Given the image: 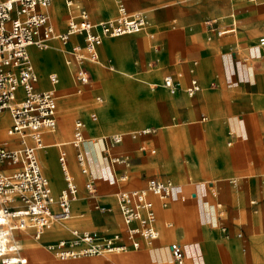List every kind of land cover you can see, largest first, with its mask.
Segmentation results:
<instances>
[{
    "label": "crops",
    "instance_id": "crops-1",
    "mask_svg": "<svg viewBox=\"0 0 264 264\" xmlns=\"http://www.w3.org/2000/svg\"><path fill=\"white\" fill-rule=\"evenodd\" d=\"M56 1L64 3L65 9L67 6L61 25L56 26L49 18L56 32L65 31L69 20L78 19L82 10L91 22H98L116 17L121 6L128 13L144 14L148 25L138 32L104 37L97 47V61L84 63L89 75L86 83L76 78L77 64L69 54L73 45H83L82 35L72 34L66 42L52 38L46 48L28 46L29 59L30 49L37 56V64L30 59L37 90L53 89L56 106L59 83V91L65 93L59 102L73 103L82 91L90 93L99 104V115L95 114V120L94 113L83 119L80 111H71L67 115L72 125L68 131L63 115L55 113V129L42 134L43 145L45 140L51 141L48 144L56 161V169L50 168L56 183L51 192L56 198L65 187L58 160L65 151L67 169L77 187L75 198L82 200L74 208L80 221L56 238L43 239L42 233L36 238L31 230L17 232L20 253L27 264H174L171 243L181 245L180 264H264V234L243 238L238 224L245 217L248 221L255 217L246 216L243 198L255 215L261 209L258 201L262 200L264 207V45L258 43L264 34V0ZM53 43L64 46L58 49L61 53L53 50ZM123 68L130 75H123ZM51 73L57 76L55 87L49 80ZM166 75L177 83L175 92L164 86ZM94 76L111 88L128 78L136 88L134 102L124 96L115 98L110 87L92 92ZM40 78L44 79L42 86ZM145 80L152 83L148 85ZM192 80L199 90L188 95L186 88ZM3 112L10 118L8 110ZM100 113H107L113 124L102 129L96 143L98 157L93 160L85 139L100 124L98 119L102 121ZM77 120L85 124V138L74 148L70 140ZM10 123L11 118L7 127ZM146 128L151 131L130 136ZM46 133H51V139L44 137ZM113 134H123L122 141L109 144L107 138ZM0 144L16 147L18 137L6 133ZM78 150L88 160L93 194L85 189L86 176L75 157ZM112 157L124 158L125 162H112ZM37 159L39 162L38 154ZM18 167L0 162L3 172ZM116 174L125 179H117ZM150 178L172 183L166 204L158 196L148 195L158 231L151 244L138 238V248L126 240L128 248L124 251L66 258H59L48 248L58 240L69 239L72 229L101 235L123 232L115 192L143 188ZM243 227L245 233L253 232L249 222ZM29 240L35 242L31 248L23 245Z\"/></svg>",
    "mask_w": 264,
    "mask_h": 264
},
{
    "label": "built area",
    "instance_id": "built-area-1",
    "mask_svg": "<svg viewBox=\"0 0 264 264\" xmlns=\"http://www.w3.org/2000/svg\"><path fill=\"white\" fill-rule=\"evenodd\" d=\"M52 0H0V112L8 110L11 123L6 129L8 136L18 137V146L8 148L0 144V162L18 164L11 172L0 171V264H27V258L20 253V244L16 233L31 230L38 238L43 230L59 219L71 214L70 201L76 196L77 187L66 164V152L58 157L65 187L55 198L51 194L49 182L43 174L36 151L43 145L42 134L52 131L56 126V95L53 89L37 90V76L28 56L30 45L46 48L52 38L66 42L70 35L83 36V45H73L69 54L77 64L76 78L86 83L89 80L85 62L97 61V47L104 37H115L134 33L148 25L146 16L140 12L128 13L123 6L119 14L110 19L91 22L87 13L80 11L78 19H71L63 32H56L49 22L44 9ZM69 2V0H68ZM258 43L264 45V34ZM52 84L57 82L54 73L49 75ZM163 84L171 92L177 89L170 75L163 78ZM21 88V95H18ZM199 90L196 80L186 88L188 95ZM99 101L100 98H97ZM97 117L92 114V119ZM85 124L77 120L74 123L70 140L74 148L84 141ZM150 129H141L130 133L131 137L149 133ZM123 134H113L107 138L109 144L122 141ZM80 172L86 176L85 189L95 192L94 178L91 175L85 154L75 153ZM112 162H125L124 158L112 157ZM125 179L124 176L120 177ZM172 183L169 180L148 179L145 187L115 192V202L124 223L123 232L101 235L89 230H71V237L49 244L59 258L82 255H100L124 251L129 240L131 247L138 248L142 238L151 244L158 237L153 225L155 213L149 194L164 201L171 194ZM57 206L56 209L52 205ZM100 209L104 207L100 206ZM170 250L174 264H180L183 258L181 245L171 243Z\"/></svg>",
    "mask_w": 264,
    "mask_h": 264
},
{
    "label": "rangeland",
    "instance_id": "rangeland-1",
    "mask_svg": "<svg viewBox=\"0 0 264 264\" xmlns=\"http://www.w3.org/2000/svg\"><path fill=\"white\" fill-rule=\"evenodd\" d=\"M52 3V2H51ZM65 4L64 3H62V6L64 7V12H65V6H64ZM69 8L71 9V7L69 6ZM66 9H67V6H66ZM47 11V10H46ZM67 11V10H66ZM48 12V11H47ZM65 14H66V12H65ZM49 18H50V20H51V22H53L56 26H59V25H61V23H62V20H59V21H57L56 22V20L55 21H53L52 19H51V17L49 16ZM59 46H61V48H63L64 46H62L61 44H59ZM54 50V49H53ZM54 51H56V52H59V53H61L59 50H54ZM31 60H32V58H31ZM33 62H34V60H33ZM62 63H63V65H65L64 64V61L62 60ZM94 68L95 67H92V73L94 74ZM122 74L123 75H125V76H128V75H130V73L129 72H127L126 71V69L124 70V68H123V71H122ZM95 75V74H94ZM67 79H69L68 78V76H67V74L65 75V80H67ZM143 80V79H142ZM145 81H147V82H145V83H148V85L150 84V83H152L151 81H149V80H145ZM42 83V79L40 78V84ZM60 84V83H59ZM58 84V86H57V90H56V92H57V98H58V102H57V106H56V108H57V110H56V114H61V112H62V110H64V108L66 109H70V112H71V110L72 111H74V110H77V111H80L83 115L82 116H84L83 117V119H85V117L87 116L88 117V114L89 115H91L92 113H94V114H97V115H99L98 114V110H97V108H99V104L95 101V98L92 96V94H90V93H86L85 94V91L83 92H81L80 94H81V96H80V98H78L76 101H74L73 103H64V102H59V97H60V95H64L65 93H61V91H59V89H60V87H61V85H59ZM91 85H92V88H93V90H92V92H94V91H103L104 92V88L105 87H108L109 85H106L105 83H104V81L102 80V79H98V77H96V76H94V78H93V80L91 81ZM115 85H121V89H116V91L115 92H112V94H113V96L115 97V98H117V99H119V98H122V96H124V97H127V99L129 98V99H131L133 102H134V99H135V90H136V88H135V85H134V83L131 81V80H129L128 78H123L119 83L118 82H116L115 83ZM151 86V85H150ZM128 90V91H127ZM94 107H96V108H94ZM85 111V112H84ZM7 113V112H6ZM1 114V113H0ZM8 114V113H7ZM86 117V118H87ZM99 117V116H98ZM100 117H101V122L99 121V119H98V122L100 123H98L99 125H97V126H95L94 128H95V130H94V132L92 133H89L90 134V136L88 135L87 136V138L85 139V141L87 140V139H89V138H92V141L94 142V144L96 145V143H97V140L100 138V136L101 135H103L102 134V129H104V128H109L112 124H113V119H110L109 118V116H108V114L107 113H105V115L103 114V113H100ZM68 120H70V118L68 119ZM104 120V121H103ZM108 121H109V123H108ZM70 123H71V120H70ZM72 126V125H71ZM7 128V127H6ZM6 128L4 129V131L2 132V134L0 133V141L1 140H3V139H5V137H6ZM97 136V137H96ZM64 139H68V138H64ZM42 149H40V151H41ZM83 150V149H82ZM37 154H38V157H39V162H40V155H39V150H38V152H37ZM40 164H41V162H40ZM55 165H56V161H55ZM41 167H42V170L44 171V173L48 176V180H49V184H50V187L52 188V192H53V190L55 189V183H54V181H53V176H52V174H50V170L46 167V166H44V165H42L41 164ZM46 168V169H45ZM1 169V168H0ZM48 170V171H47ZM121 176H120V174H116V178L117 179H119ZM172 179H175V177L172 175V176H170ZM51 180V181H50ZM80 201H82L81 200V198H76V200L75 201H73L72 202V204H71V207H72V213H71V215H70V217L69 218H67L66 220H68V219H70V218H72L71 219V222L68 224V227H70V226H73L74 224H76L78 221H80V219H79V216L75 213V211H74V208H75V206L77 205V204H79L80 203ZM264 203V202H263ZM260 204V211H259V213L257 214V215H255V214H253L252 213V211H251V208H250V206L248 205V201H247V198H243L242 199V201H241V205H242V207L244 208V212H245V214H246V216H248V215H250V217H251V215H254L255 217H253L254 219H253V221L251 220V221H248V219H247V217H245V220H243V221H240L238 224L240 225V231L242 232V236H243V238L244 237H247V236H249V235H252V234H255V233H258V232H260V233H262V234H264V207H263V205H262V200H260V201H258V205ZM55 222V221H54ZM249 222V224L250 225H252V227H251V229L253 230V232H244V224L246 223H248ZM53 224V223H52ZM51 224V225H52ZM68 227H66V228H68ZM47 229H49V228H47ZM261 231H263V232H261ZM62 234H60L59 236H61ZM59 236H57V237H59ZM44 236H42V238H43ZM46 238H50V237H44L43 239H46ZM52 238V237H51ZM54 238H56V237H54Z\"/></svg>",
    "mask_w": 264,
    "mask_h": 264
},
{
    "label": "bare ground",
    "instance_id": "bare-ground-1",
    "mask_svg": "<svg viewBox=\"0 0 264 264\" xmlns=\"http://www.w3.org/2000/svg\"><path fill=\"white\" fill-rule=\"evenodd\" d=\"M52 2V3H51ZM50 2V4L49 5H47L44 9L45 10H47L48 11V14H49V16L51 17V19L53 20V21H55L56 20V22L57 21H59V20H62L63 19V14L66 12V9H65V12H64V7L62 6V3L61 2H59V1H56V0H52ZM54 39V38H53ZM142 43V42H141ZM58 43H53L52 45L54 46V48H56V49H54V50H58V49H60L59 47V45H57ZM30 55H31V57H30V59L32 58V61L34 60V63H36V54L33 52V51H31V49H30ZM38 60H40L39 58H38ZM37 64V63H36ZM44 81V79H42V83L40 84L41 86H42V84L44 83L43 82ZM57 82H58V80H57ZM57 82L54 84V87H55V85L57 84ZM145 82H147V81H145ZM148 84V83H147ZM45 85V84H44ZM108 87H110V86H108ZM110 89H111V91L112 92H115L116 91V89H121V85H115V84H113L112 85V88L110 87ZM128 91V90H127ZM94 108H96V107H94ZM72 111V110H71ZM85 112V111H84ZM55 113H56V106H55ZM69 113H70V109H65L64 108V110H62V112H61V114L63 115V120H64V125H65V127H66V129H68V131H70L71 130V123H70V120H68L69 119V117H67V115H69ZM104 121V120H103ZM9 122H10V118H9V115L6 113V112H3V113H1L0 114V133L2 134V132L4 131V129L7 127V125L9 124ZM108 123H109V121H108ZM51 133L49 134V133H46L45 134V138L47 139H51ZM97 137V136H96ZM44 138V139H45ZM17 140V139H16ZM13 140H11V142H12ZM5 142V141H4ZM51 141H47V140H45V145L44 146H42L40 149H42L41 151H40V149H39V155H40V162H41V164L42 165H44V166H46L49 170H50V174H52V172H51V169L50 168H54V169H56V165H55V160H54V155H53V153H52V148L50 147L51 145H49L48 143H50ZM67 142V141H66ZM54 143V142H53ZM68 144V143H67ZM85 146H86V149L88 150V151H90V154H91V156L93 157L92 159L93 160H95L97 157H98V150H97V148H96V145L94 144V142L92 141V138H89V139H87L86 141H85ZM59 146V145H58ZM68 146V145H67ZM69 149V148H68ZM84 151V150H83ZM71 154V153H70ZM69 156H71V155H69ZM88 156V155H87ZM71 160V159H70ZM71 162V161H70ZM76 165V164H75ZM75 165H74V167H75ZM182 168V167H181ZM46 169V168H45ZM48 171V170H47ZM76 171V170H75ZM77 173V172H76ZM55 174V173H54ZM47 178V177H46ZM47 180H48V178H47ZM51 181V180H50ZM48 182H49V180H48ZM56 184V183H55ZM177 187V186H176ZM175 187V188H176ZM50 190H51V188H50ZM177 190V189H176ZM51 194H52V192H51ZM52 196H53V194H52ZM54 197V196H53ZM76 200V198H74L73 200H71L70 201V206H71V204H72V202L73 201H75ZM71 209V208H70ZM71 215V214H70ZM70 217V216H69ZM68 217V218H69ZM67 218H64V219H59V220H56L55 222H53V224L52 225H50V227H48L49 229H45V230H43V232H42V234H41V236H44V237H52V238H54V237H57V236H59L60 234H62L63 232H64V230H66V227H68V224L71 222V219L72 218H70V219H68V220H66ZM40 236V237H41ZM34 244H35V242H33V241H26V242H23V245H25V247H32V246H34ZM31 253V252H30ZM31 255V254H30ZM103 255V254H102ZM29 256V255H28ZM104 256V255H103ZM111 256V255H110ZM142 256V255H141ZM142 258V257H141ZM39 261V260H38ZM28 263V262H27ZM39 263H41V262H39ZM110 264V263H109Z\"/></svg>",
    "mask_w": 264,
    "mask_h": 264
}]
</instances>
